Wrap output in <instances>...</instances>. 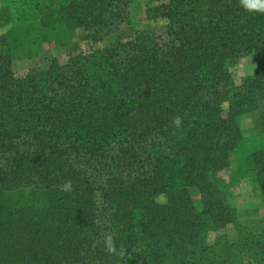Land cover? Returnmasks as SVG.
I'll return each mask as SVG.
<instances>
[{
  "label": "trees",
  "instance_id": "1",
  "mask_svg": "<svg viewBox=\"0 0 264 264\" xmlns=\"http://www.w3.org/2000/svg\"><path fill=\"white\" fill-rule=\"evenodd\" d=\"M4 2L0 264H264V232L239 223L219 176L236 152L237 175L264 196V13L240 0H168L146 9L166 20L155 33L130 29L17 76L14 59L45 42L65 49L84 28L92 46L130 25L135 0ZM9 27L23 28L26 45ZM249 54L256 71L236 86L230 68ZM255 111L262 132L246 137L241 118ZM66 180L70 193L59 190ZM109 234L123 257L106 252Z\"/></svg>",
  "mask_w": 264,
  "mask_h": 264
},
{
  "label": "rangeland",
  "instance_id": "2",
  "mask_svg": "<svg viewBox=\"0 0 264 264\" xmlns=\"http://www.w3.org/2000/svg\"><path fill=\"white\" fill-rule=\"evenodd\" d=\"M152 3L147 7H156L166 2L152 0ZM168 2V0H167ZM4 0H0V6L4 4ZM146 9L143 16L139 18L138 21L131 22L130 25L126 23L121 24L123 29L111 36L105 38V40L96 45L88 44L85 36L78 37L77 43L74 46H69L62 50H54L53 46H46L45 51L41 52L32 58H15L13 61V69L17 76H24L30 73H35L39 71L48 70L52 64L53 60H56L60 65H63L69 56H72L80 51H87L90 48H102L105 46H110L117 41H124L128 38L130 34V29L141 30L144 33L152 34L155 30L161 28L166 24V20L160 19L158 21H150L146 18ZM8 30V31H7ZM7 32L10 33L12 37H15L20 46L26 45V39L24 37L25 32L23 28H7ZM5 33V30L0 29V36ZM23 37V38H22ZM53 48V49H52ZM258 59L254 54L245 55L240 58L231 68L230 73L233 78V82L236 86H240L246 79L250 78L256 71ZM227 107V104H225ZM241 124L246 137L252 133L261 132V112L255 111L241 118ZM259 142L264 144V137L259 136ZM232 165L230 168L224 170L220 173V177L229 180V187L226 192V198L231 206H233L237 211V219L239 223L244 225L251 232H264V196L260 191H256L254 184L249 178H243L240 175L234 174V169L238 163V154L236 152L232 153ZM12 160V156H6L2 160V165L4 168H8ZM80 170L88 174L91 172V168H80ZM192 195L195 200L200 199V193L197 189H192ZM160 203H163L165 199L163 196L157 197ZM227 235L229 241L236 242L238 240L237 229L235 225H230L224 231ZM217 233H213L209 236V242H214Z\"/></svg>",
  "mask_w": 264,
  "mask_h": 264
},
{
  "label": "clouds",
  "instance_id": "3",
  "mask_svg": "<svg viewBox=\"0 0 264 264\" xmlns=\"http://www.w3.org/2000/svg\"><path fill=\"white\" fill-rule=\"evenodd\" d=\"M240 3L249 12H260L264 13V0H240ZM182 123V117L177 115L173 118V124L179 128ZM61 192L70 193L73 191V184L71 180H66L62 185L59 186ZM104 244L105 250L109 255H116L123 257L125 249L121 247L119 250L115 246V242L112 235H105Z\"/></svg>",
  "mask_w": 264,
  "mask_h": 264
},
{
  "label": "crops",
  "instance_id": "4",
  "mask_svg": "<svg viewBox=\"0 0 264 264\" xmlns=\"http://www.w3.org/2000/svg\"><path fill=\"white\" fill-rule=\"evenodd\" d=\"M151 1L152 0H135L134 4L131 6V9H130V16L132 18V22L138 21L139 18L144 15L146 6L149 5L150 3H152ZM155 1L167 2V0H155ZM122 29H123V27L120 26V28H119V30L117 32L112 33L109 36L120 32ZM82 35H84L85 36V39H86V31H85L84 28H77V29H75L72 32V34H71V40H70V43L68 44L67 47L74 46V44L77 43L78 37L79 36L82 37ZM46 46H50L48 42L43 43V48H42L43 51H45V47ZM53 48H52L53 49V52H54V50H57L55 47H53ZM261 132L252 133L249 136L259 135V134H261ZM237 173H238V163H237V165H236V167L234 169L233 176L237 175ZM223 181L226 184H229V180L226 181L225 179H223Z\"/></svg>",
  "mask_w": 264,
  "mask_h": 264
}]
</instances>
